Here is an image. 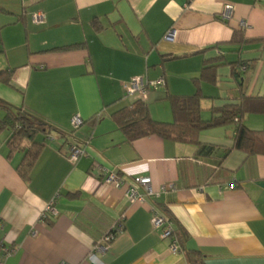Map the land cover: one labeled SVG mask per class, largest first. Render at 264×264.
I'll use <instances>...</instances> for the list:
<instances>
[{"label":"crops","instance_id":"obj_1","mask_svg":"<svg viewBox=\"0 0 264 264\" xmlns=\"http://www.w3.org/2000/svg\"><path fill=\"white\" fill-rule=\"evenodd\" d=\"M39 12L45 22L35 25ZM237 32L248 43L233 44ZM219 59L216 82L195 84ZM0 71L11 77L0 81V99L59 131L37 138L45 148L27 180L18 170L24 152L11 154V133L0 134L4 264H189L190 251L204 264H264V156L234 150V126L201 132L200 145L155 135L127 142L112 118L136 101L125 95L135 77L165 78L144 100L165 123L174 121L169 98L199 89L205 121L241 94L264 98V0H0ZM76 118L84 124L75 132ZM244 124L264 132L260 115ZM74 142L88 152L76 164ZM104 169L150 177L165 192L131 203L125 188L103 183ZM53 200L59 215L48 225L42 214ZM154 206L186 236L181 253L154 229ZM119 225L93 263L96 243Z\"/></svg>","mask_w":264,"mask_h":264},{"label":"trees","instance_id":"obj_2","mask_svg":"<svg viewBox=\"0 0 264 264\" xmlns=\"http://www.w3.org/2000/svg\"><path fill=\"white\" fill-rule=\"evenodd\" d=\"M232 43L243 45L248 43V41L242 33L237 32L233 36ZM221 62V59H219L216 62L205 63L201 76L195 80V84L200 85L201 82L214 84L217 80V70L221 66ZM10 78L8 72L0 71V81L11 85ZM235 78L237 80L239 75H236ZM169 99L174 115L172 123L154 120L150 115L147 104L141 99L136 100L132 106L123 108L112 115L114 122L126 137L127 142H134L155 135L165 140L200 145L199 134L201 132L234 126V150L247 156H264V132L251 131L244 124V119L247 115H260L264 117V98H249L241 94L238 103L226 104L212 109L210 111L211 119L207 121L202 118L203 109L201 107V100L203 96L200 89L194 96L170 97ZM0 110L5 113V116L0 118V134L3 132L11 133L8 141L11 154L24 152V158L18 170L23 178L27 180L30 178V173L45 148L44 142L38 141L37 138L39 136L46 138L51 132H57L58 130L25 110L14 107L1 99ZM99 121L100 117H95L87 124L91 128H95ZM83 124L77 127L75 132ZM60 134L64 138H67V135L64 133ZM25 141L30 142L27 149L23 146ZM75 145L81 147L79 142H74L71 147ZM162 211L174 222L176 228L177 223L175 219L165 210L162 209ZM45 222L48 225L51 224V220H46ZM175 235L179 238L180 242L186 238L180 227L175 229ZM188 262L189 264H204V257L200 252L190 251L188 252Z\"/></svg>","mask_w":264,"mask_h":264},{"label":"built area","instance_id":"obj_3","mask_svg":"<svg viewBox=\"0 0 264 264\" xmlns=\"http://www.w3.org/2000/svg\"><path fill=\"white\" fill-rule=\"evenodd\" d=\"M232 6H227L226 11L232 10ZM226 16V14H225ZM32 22L35 25H41L45 22V15L43 13H35L32 15ZM245 23L243 27H245ZM172 33H169L168 38ZM166 86V81L164 77L157 80H148L144 77H135L129 83L125 85V95L128 98H134L135 100H145L151 91H156ZM75 128L82 124L80 119H74L72 121ZM88 152L84 147L72 146L70 154L68 156L69 161L72 164H76L81 158L86 157ZM103 183L109 187L120 189H126V196L131 203L144 204L153 198H157L162 192H165V188L161 191H155L152 187V181L150 177H132L126 178L121 176L116 170H106L103 173ZM234 188V185L230 186ZM56 201L53 200L49 205H47L45 211L42 214L43 221L56 218L59 213L55 207ZM152 225L155 230L161 232V237L163 240H170L171 252L173 254H178L182 252L180 247V240L175 235V224L171 221L167 215L159 208L154 206L152 210ZM123 230L122 225L116 226L107 234H105L102 239L96 243L95 247L91 251L90 260L93 263L97 262V254L102 253L107 250L111 243L115 240L117 235ZM5 256L8 257L12 251L5 249ZM0 264L4 262L0 261Z\"/></svg>","mask_w":264,"mask_h":264}]
</instances>
